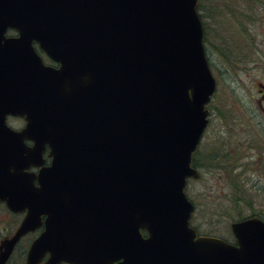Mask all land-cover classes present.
<instances>
[{
  "label": "water",
  "instance_id": "obj_1",
  "mask_svg": "<svg viewBox=\"0 0 264 264\" xmlns=\"http://www.w3.org/2000/svg\"><path fill=\"white\" fill-rule=\"evenodd\" d=\"M196 5L0 0V197L21 188L11 179L21 176L24 138L35 140L36 155L51 148L39 178L85 181L81 211L58 213L42 200L46 231L27 264L46 252L45 264H264L261 221L233 225L238 246L196 238L188 225L193 204L184 188L197 176L191 155L216 88ZM9 29L19 38H7ZM33 42L61 66L44 65ZM9 115L25 116V127H9ZM35 220L3 243L0 264ZM61 220L73 227L69 247L54 243ZM252 232L256 239L246 237Z\"/></svg>",
  "mask_w": 264,
  "mask_h": 264
},
{
  "label": "rangeland",
  "instance_id": "obj_2",
  "mask_svg": "<svg viewBox=\"0 0 264 264\" xmlns=\"http://www.w3.org/2000/svg\"><path fill=\"white\" fill-rule=\"evenodd\" d=\"M199 2L216 91L195 156L200 178L188 179L185 193L199 231L229 238L230 221L264 215V0Z\"/></svg>",
  "mask_w": 264,
  "mask_h": 264
},
{
  "label": "flooded vegetation",
  "instance_id": "obj_3",
  "mask_svg": "<svg viewBox=\"0 0 264 264\" xmlns=\"http://www.w3.org/2000/svg\"><path fill=\"white\" fill-rule=\"evenodd\" d=\"M7 38H19V34L17 33H7ZM33 47L39 56L42 59V62L50 66L52 68L58 69L61 66V63L54 60L48 54H46L43 50L40 49V46L37 42L33 43ZM260 90L259 94L262 100L264 101V84H259ZM19 124V126H14L12 123ZM7 123L9 126L13 127L16 130H21L25 127V117H7ZM11 123V124H10ZM205 133V132H204ZM204 135V134H203ZM203 138V136H202ZM201 138V140H202ZM200 143L197 147L193 158V167L195 170L198 169V164L195 163V156L199 151ZM22 144L24 147V151L18 158H21L22 164L21 170H19L21 176L18 178L14 177L11 179V182L20 185L21 188H17V192H12L11 194L4 195L0 197V216L1 214L5 216L4 220L0 219V253L2 245L5 241L12 239L19 228L25 222V220H35L37 213H39L38 218L33 221V227H30L26 232H24L14 244L11 253L8 256L5 264H11L12 262L27 264V256L32 244L37 241V239L46 231V222L49 217V214L44 212L45 208L42 206V200H50L52 203V207L58 213L70 212L74 213V210L81 211L82 208L86 206L81 200L85 198L84 188L81 185L85 184L84 180L80 179H41L39 178L40 172L42 169L49 167L52 164V156H50L51 148L47 143L44 144L43 150L40 154L32 153V148L35 146L36 142L30 138H24L22 140ZM197 178H200L199 171L197 170ZM26 174V177H25ZM48 183L50 186L47 189H43L42 184ZM56 185L55 187L52 186ZM77 187H74V186ZM30 200L27 204L23 202V200ZM9 200H17L18 204L9 203ZM39 201L38 205H34L33 203ZM194 205V210L189 219L190 227L195 231L196 236H208L211 238H215L231 244L233 246H238V241L233 231V225L236 223H241L249 219H258L264 224V215L261 214H253L246 217H242L240 219H236L230 221L229 224V238H225L222 235L217 234V232H209V233H201L197 226L194 223V215L196 213V205L192 200H190ZM73 216V215H72ZM231 220V219H229ZM81 223V221H80ZM58 224L63 227L61 237L55 236L54 243L57 247H63V245H67L69 247L73 244V235H69V231H73L72 226H67L66 220L58 221ZM81 228V227H78ZM64 230H66V234L64 235ZM143 237H147V231L143 228L140 230ZM211 233V234H210ZM253 233V232H252ZM248 233L247 238L256 239L257 234ZM72 239L71 241H69ZM50 253L46 252L41 261L38 264H45L48 260ZM117 263L114 261L113 264ZM59 264H74L71 262H66L64 260L60 261Z\"/></svg>",
  "mask_w": 264,
  "mask_h": 264
},
{
  "label": "trees",
  "instance_id": "obj_4",
  "mask_svg": "<svg viewBox=\"0 0 264 264\" xmlns=\"http://www.w3.org/2000/svg\"><path fill=\"white\" fill-rule=\"evenodd\" d=\"M257 5V6H260V4H262L261 2H260V0H250V2H248V5H250V6H252V5ZM199 6H200V2L198 1V4H197V11H198V13L200 12V8H199ZM257 9V8H256ZM255 10V9H254ZM199 16H200V18H202V16H201V14L199 13ZM203 21V20H202ZM203 29H204V27H203ZM204 39H205V37H204ZM205 43V42H204Z\"/></svg>",
  "mask_w": 264,
  "mask_h": 264
}]
</instances>
